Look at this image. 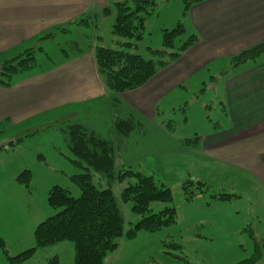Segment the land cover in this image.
I'll return each mask as SVG.
<instances>
[{
  "label": "rangeland",
  "instance_id": "obj_1",
  "mask_svg": "<svg viewBox=\"0 0 264 264\" xmlns=\"http://www.w3.org/2000/svg\"><path fill=\"white\" fill-rule=\"evenodd\" d=\"M156 1L158 6L155 12L145 21L144 36L136 41L137 47L133 50L155 61L161 56L150 53L148 48H166L162 41L163 30L173 29L179 21L185 28L174 38V46L166 48L167 53L179 51L183 42L194 33L186 18L187 14L183 16L185 0ZM108 25H102L100 40L95 41V44L116 48L119 38L111 35ZM77 34L73 31L67 39L57 37L56 46L68 54L75 51V47L80 49L81 42ZM89 36L91 45V34ZM72 41L76 42L75 47L69 44ZM43 51L52 53L55 60L56 49L48 46ZM163 56V59L169 60L170 55ZM230 60V57L214 60L190 77H185L180 86L173 87L158 100L156 119L146 121L141 118L138 121L131 116L135 127L125 136L117 135L111 123L112 115L128 118L133 113V109L124 102L114 106L111 100L110 105L104 103L103 106L95 107L97 110L94 109L90 115L83 111L78 115L84 122L94 125L101 137L113 142L116 150L114 175L124 169L152 175L158 183L171 189L173 200L171 203H151V212L172 204L177 214L173 225L158 232L139 230L134 238L121 237L116 249L104 257L103 264H235L248 257L253 249L252 239L246 231H234L237 226L243 229L250 227L255 235L264 238V191L258 193L256 200L250 192L253 185L250 178L239 172L218 174L220 170L232 167L207 158L197 161L195 157L176 154L179 153L177 147H180V139L200 136L214 126L224 127L230 121L223 102V88L225 80L232 74L242 72L247 77L259 75V79L246 80L243 88L252 95L257 89L258 92H264V78H261L264 74V58L234 67H231ZM37 64L43 65V59H36L35 56V65L30 69ZM253 64H256L255 67H251ZM64 122H51L48 126H32L23 130L4 129L0 132V237L10 255L31 246L36 224L59 210L47 204V193L53 185L67 187L73 196L80 194L79 188L70 181V176L83 172V168L76 162L80 161L78 157L69 149L65 134L58 130L72 124ZM24 170L30 172L31 192L16 181V177ZM92 179L98 187L110 186L116 197H119L127 183L133 181H118L114 178L108 184L97 172H93ZM187 180L194 182L191 187L197 181L205 183L207 191L187 201L183 191V184ZM216 192L237 193L240 197L233 199L232 205H228L229 201H219L222 202L221 207L204 209L203 203L211 200V194ZM119 207L125 229L140 219L131 210L130 201H119ZM234 211H238L235 217ZM214 212L215 220L218 219L217 212L220 213L219 225H216L217 221L213 225ZM170 244L179 247H171ZM2 253L0 247L1 256ZM52 255H57L63 264H70L74 257L72 242L61 241L40 249L31 264H42L41 261L47 264L46 257ZM261 262L264 264V257Z\"/></svg>",
  "mask_w": 264,
  "mask_h": 264
},
{
  "label": "crops",
  "instance_id": "obj_2",
  "mask_svg": "<svg viewBox=\"0 0 264 264\" xmlns=\"http://www.w3.org/2000/svg\"><path fill=\"white\" fill-rule=\"evenodd\" d=\"M116 1L0 0V63L35 46L42 48L36 53V59H43V65L37 64L35 68L16 73L10 85H0V132L48 126L51 122L63 124L65 121L82 124L101 136L94 125L84 122L78 115L82 111L90 115L95 107L104 103L110 105L111 94L98 73L93 48L102 25L108 23L111 32ZM103 8H109V13L102 14ZM92 13L98 14L96 24L92 19L89 24L73 23L80 16ZM187 17L197 40L146 83L119 94L120 102L133 109L128 117L133 116L138 121L141 118L146 121L156 119L158 100L173 87L180 86L185 77L214 60L228 59L264 40V0H202L189 6ZM61 27L67 31H61ZM73 31L78 33L81 47L65 56L56 46L55 39H67ZM50 33L51 36L45 37ZM48 46L56 49L55 60L52 53L43 51ZM232 75L225 80L223 88V102L230 121L224 127L217 125L204 132L197 145H186L184 139L187 137L180 139L179 153L176 154L195 157L197 161L207 158L232 167L220 170L218 174H244L253 184L250 190L253 198L258 200V193L264 191V92L257 89L252 95L243 88L246 80L259 79V75L247 77L242 72ZM111 123L115 129L114 115ZM58 130L64 134L63 129ZM115 132L118 135L116 129ZM221 203L213 201L208 204L206 201L203 204L204 209L210 210L221 207ZM228 205H232V201ZM237 213L234 211V217ZM219 214L217 212L218 219L215 220L214 212L213 225L216 221V225L220 224ZM234 231L244 232L238 226ZM38 251L40 249L21 264H31ZM263 257L259 264H263ZM0 264H8L4 253L0 255Z\"/></svg>",
  "mask_w": 264,
  "mask_h": 264
},
{
  "label": "trees",
  "instance_id": "obj_3",
  "mask_svg": "<svg viewBox=\"0 0 264 264\" xmlns=\"http://www.w3.org/2000/svg\"><path fill=\"white\" fill-rule=\"evenodd\" d=\"M185 1L183 16L187 14L191 4L202 0ZM157 6L156 0L116 1L111 35L119 38L116 41L117 47L97 43L94 45L96 67L104 86L111 94L110 100L114 106L120 103L119 94L146 83L158 68L174 61L198 38L193 33L179 47V51L167 53L166 48L173 47L174 38L185 30L179 21L173 29L163 30L162 41L166 47L164 50L148 48L150 53L159 54L161 59L157 61L152 58L146 59L134 52L133 50L137 47L136 41L144 36L145 21L155 12ZM109 11V8H103L101 13L106 14ZM97 18V13L82 15L73 20V23L89 24L92 19V23L96 24ZM60 30L67 31V28L61 27ZM51 35L52 33L45 37ZM98 40L100 36L96 38V42ZM69 44L75 47L76 42L72 41ZM40 50H42L41 46L30 47L14 58L3 60L0 63V85H10L16 73L26 71L35 65V54ZM61 50L65 56L69 55L63 49ZM75 50L78 49L75 47ZM165 54L170 55L169 60L163 59ZM260 58H264V40L231 56L230 65L234 67L248 62L254 63ZM114 117L115 129L122 136L127 135L135 127L131 117L123 118L118 114ZM63 131L69 149L80 160L76 162L83 168V172L70 176V181L79 188L80 194L73 196L67 187L53 185L47 193V204L59 210L37 224L33 231L34 244L15 255H10L0 239V247L8 264H21L36 250L61 241H70L73 244L74 257L70 264H103L104 257L116 249L121 237L134 238L139 230L158 232L176 222V209L172 204L157 212H151L150 208L151 203L154 202H172L173 196L169 187L158 183L152 175L131 169H124L114 175L116 150L111 140L99 136L79 123L68 124ZM184 143L189 146L197 145L199 135L184 139ZM93 172L101 174L108 184L114 178L118 181L124 179H133V181L127 183L119 197H116L110 186L102 188L93 183ZM30 178V172L24 170L16 177V181L31 192ZM192 183H194L192 180H187L183 184L187 201L207 191L205 183L197 181L196 185L191 187ZM210 197L208 204L213 201H232L240 195L232 192H216ZM119 201H130L131 210L140 216V219L129 229H125ZM243 231H246L252 239L253 249L248 257L235 264H259L264 255V239L257 238L250 227L244 228ZM169 246L179 247L176 244ZM47 264L63 263L57 255H52L47 258Z\"/></svg>",
  "mask_w": 264,
  "mask_h": 264
}]
</instances>
